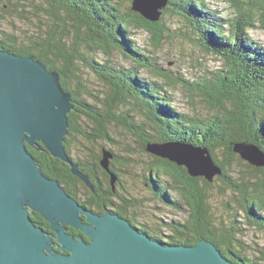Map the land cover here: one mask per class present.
I'll use <instances>...</instances> for the list:
<instances>
[{
  "label": "trees",
  "instance_id": "trees-1",
  "mask_svg": "<svg viewBox=\"0 0 264 264\" xmlns=\"http://www.w3.org/2000/svg\"><path fill=\"white\" fill-rule=\"evenodd\" d=\"M38 1L49 24L46 36L26 47L0 30V49L33 57L60 75L61 85L71 94L75 105L68 115L65 150L71 162L89 178L93 190L72 175L67 163L54 158L42 145H38L42 151L28 146L43 172L88 210L102 214L107 208L164 245L194 247L200 241H209L236 264H264V246L254 242L259 248L255 249L253 241H246L244 229L249 226L264 232V168L243 163L235 153V146L243 143L256 145L264 152V45L254 42L249 34L256 28L264 30V0H226L236 14L233 20L210 8L207 2L211 0H168L164 13L177 14L198 35L205 50L219 56L228 67L218 79L208 78V82L174 80L159 65L151 49L138 46L133 37L135 30L147 32L154 47L159 48L167 39L168 29L161 21L150 23L127 8L126 4L133 0ZM8 5L14 6V1L0 0V15H9ZM116 52L132 66L116 65ZM100 54L105 57L103 62L97 58ZM80 66L91 71L107 88L104 97L94 95L84 86ZM143 74H152L159 81ZM177 80H182L180 85L184 89L196 91L208 103L210 113L206 117L190 116L175 107L166 87ZM123 107L127 111L120 112ZM136 115L143 118L137 120ZM113 125L126 130L143 151L148 143L168 142L207 149L222 171L214 181L232 193L229 225H218L211 218L201 184L208 187L214 181L193 178L185 167L155 157L148 168L147 186L163 205L188 209V219L184 223L160 222L157 226L168 229V234L138 224L125 207L128 199L118 191L124 186L117 168L125 167V159L104 146L98 155L74 156L75 138L90 144L117 145L130 153L131 144L118 143L110 134ZM104 151L112 155L111 173L101 167ZM110 174L117 179L114 185ZM174 192L178 196L174 197ZM31 217L36 225L52 234L50 223L39 213L34 212ZM68 233L89 240L74 228H68Z\"/></svg>",
  "mask_w": 264,
  "mask_h": 264
},
{
  "label": "water",
  "instance_id": "water-1",
  "mask_svg": "<svg viewBox=\"0 0 264 264\" xmlns=\"http://www.w3.org/2000/svg\"><path fill=\"white\" fill-rule=\"evenodd\" d=\"M126 6L150 23L164 24L163 16L171 13H164L168 0H133ZM74 106L57 72L33 57L0 49V264H236L209 241L164 245L107 208L94 213L45 174L28 146L42 151V145L93 190L64 146ZM145 151L210 183L222 173L207 149L168 142L148 143ZM235 153L264 168L260 147L237 144ZM111 158L104 151L101 167L108 173ZM110 175L114 185L117 179ZM34 212L50 223L52 234L33 222ZM70 227L89 240L69 234Z\"/></svg>",
  "mask_w": 264,
  "mask_h": 264
},
{
  "label": "rangeland",
  "instance_id": "rangeland-1",
  "mask_svg": "<svg viewBox=\"0 0 264 264\" xmlns=\"http://www.w3.org/2000/svg\"><path fill=\"white\" fill-rule=\"evenodd\" d=\"M13 5H8L6 11L9 15H0V30L16 37L21 46H31L33 43L40 41L43 38L48 25V20L45 14L39 10L41 2L38 0H13ZM209 7L218 11V13L229 20H233L236 16L234 10L226 0H211L207 2ZM162 18V17H161ZM164 26L169 30H165L166 41L162 46L154 47L151 35L143 30H135L134 41L139 47L151 49L157 56L159 65L174 78H181L189 81H207L209 79H218L222 71H227L224 61L216 55L208 53L198 35L194 34L191 27L186 25L184 21L174 13H168L163 16ZM227 29H231L230 25ZM254 42L264 45V30L260 28L249 31ZM101 62L105 57L100 54L97 56ZM113 62L118 66L126 68L131 67L132 63L128 61L121 53L116 52L113 56ZM146 74V73H145ZM154 81H159L152 74L145 75ZM80 75L83 79L84 86L94 95L104 97L107 88L98 80V78L89 70L80 66ZM207 79V80H206ZM182 80L175 81L166 87L169 95L174 99V105L179 111L190 116L206 117L210 112L204 103L203 98L196 92H189L180 84ZM91 101V99H88ZM218 105V101L216 102ZM216 104V105H217ZM211 106V104H209ZM127 111L122 108L120 112ZM141 115H136L137 120H141ZM110 134L118 143L131 144L130 153L125 152L117 145L108 144L105 142H97L90 144L81 139H73L74 156L83 154L94 156L100 153L102 146L113 150L115 155L125 159V167L118 166V174L120 175L121 183L124 188L118 190L128 199V204H125L129 215L136 217L137 223L146 225L147 227L157 228V232L168 234L166 228L157 226L160 222L179 221L184 223L188 219V209L176 210L174 208L163 205L154 195L152 189L146 184V179L149 177L148 168L153 161V156L141 149L140 144L134 142L135 139L123 128L113 125L110 129ZM134 140V141H133ZM243 163H248L242 159ZM249 164V163H248ZM214 181L212 186H204L203 188L207 206L210 209L211 218L218 225H229V205H233L232 193L223 186L222 183ZM173 196H178L173 193ZM86 197V196H85ZM135 204L133 206V204ZM119 201H117L118 203ZM247 238L246 241L252 243L255 249V243L264 246V232L259 231L255 227L245 226ZM255 242V243H254Z\"/></svg>",
  "mask_w": 264,
  "mask_h": 264
}]
</instances>
